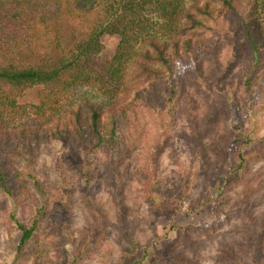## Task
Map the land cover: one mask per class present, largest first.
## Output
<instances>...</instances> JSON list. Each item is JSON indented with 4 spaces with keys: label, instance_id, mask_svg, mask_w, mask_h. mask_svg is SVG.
Listing matches in <instances>:
<instances>
[{
    "label": "trees",
    "instance_id": "obj_1",
    "mask_svg": "<svg viewBox=\"0 0 264 264\" xmlns=\"http://www.w3.org/2000/svg\"><path fill=\"white\" fill-rule=\"evenodd\" d=\"M104 35L119 37L111 57L99 56ZM35 87L38 104H20ZM190 89L206 97L204 115L191 122V148L217 125L222 95L236 113L257 98L264 105V0H0V254L14 245L12 264L81 263V250L68 262L62 253L58 238L70 224L60 208L70 207L41 158L60 142L76 158L104 160L112 213L87 197L84 233L101 236L105 264H148L151 244H141L129 216L131 174L121 167L138 164L144 200L162 211L159 158L180 103L194 114ZM246 139L238 148L220 145L210 172L223 176L230 206L217 226L231 225L234 236L221 244L222 264H258L264 254V136ZM235 152L237 165L224 167ZM197 155L206 160L204 150ZM54 168L72 181L65 166ZM182 237L192 256L172 253L162 264H201L198 243Z\"/></svg>",
    "mask_w": 264,
    "mask_h": 264
},
{
    "label": "rangeland",
    "instance_id": "obj_2",
    "mask_svg": "<svg viewBox=\"0 0 264 264\" xmlns=\"http://www.w3.org/2000/svg\"><path fill=\"white\" fill-rule=\"evenodd\" d=\"M63 33L68 37L67 26L64 27ZM118 41L119 37L116 35L102 36L103 51L99 56L111 57ZM39 91L40 87L25 91L18 98V102L27 105L38 104ZM188 93L196 104L194 114L190 116L183 110L186 107L183 101L178 108L176 107L178 116L170 132L169 144L159 158L165 208L162 211L153 209L144 200L136 162L133 164L130 159L121 167L123 171L126 170L129 175L131 174L125 186L129 216L137 224V236L141 244H151V259L148 264H162L161 256L166 259L171 257L172 253L180 251H186L192 256L185 249L182 236L186 235H190L198 243L201 264H222L219 259L221 244L234 236L231 233V225L217 226V223L225 218L222 212L230 210V206L222 200L227 187L223 176H213L214 174L210 172L216 166L220 145L229 147L235 144L238 148L248 142H246L248 137L255 139L264 136V105L261 106L259 98L250 102L247 111L236 113L227 104V98L222 95L218 98L219 102L217 99V125L204 135L199 146L191 148L188 143L194 128L191 122L194 118L198 122L204 115L206 97L192 89ZM260 95L263 96L264 91ZM200 150H204L205 161L197 155ZM41 158L44 160L46 170L54 176L55 182L52 185L59 184L63 203H67L70 207V210L60 208L59 216L60 220L67 219L70 224V227L62 231L58 238L59 243L63 245L62 253L67 258L66 262L81 250L82 261L78 264H105L107 258L105 253L108 248L102 243L101 236L95 235L94 231L84 233L85 230H89L86 217L89 210L84 204L89 201L87 197L94 200L95 207L101 214L111 211L110 183L108 174L104 170V160L96 164L94 157L88 159L90 157L85 158L83 155V160L80 157L76 158L75 154L60 142L44 149ZM237 162L235 152L233 157L230 155L226 157L224 167L234 168ZM56 164L65 166L72 174L70 183L59 180L54 168ZM74 167L79 169L75 170ZM49 190L52 193L51 198L57 199L53 190L51 188ZM8 210L10 213H18L12 201L9 202ZM0 216L3 218L1 206ZM54 216L49 217L55 219ZM109 218H112V214H109ZM50 232L51 229L48 230V237L52 238ZM15 249L13 245L7 255L0 254V264H12ZM111 250L113 253L111 260L116 261L117 248L112 247ZM85 251L87 253H84ZM260 254H257V263L264 264V254L262 252Z\"/></svg>",
    "mask_w": 264,
    "mask_h": 264
}]
</instances>
